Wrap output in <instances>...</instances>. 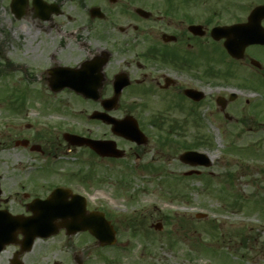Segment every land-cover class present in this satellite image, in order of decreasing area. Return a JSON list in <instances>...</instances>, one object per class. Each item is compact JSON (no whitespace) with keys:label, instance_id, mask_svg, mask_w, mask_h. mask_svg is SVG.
<instances>
[{"label":"rangeland","instance_id":"374dc122","mask_svg":"<svg viewBox=\"0 0 264 264\" xmlns=\"http://www.w3.org/2000/svg\"><path fill=\"white\" fill-rule=\"evenodd\" d=\"M161 2L153 0L146 4L147 9L161 6ZM6 5V0H0V60L3 52L7 60L2 59V64H10L0 75L4 206L12 213L28 214L26 204L32 200L23 199V192L42 196L67 184L88 198V210L107 214L118 236L108 248L88 232L58 234L46 242L40 239L34 254H51L38 264H76L77 258L84 264H264L261 129L255 125L238 128L240 125L226 120L215 102L218 94L225 93L224 83L209 77L198 81L206 94L198 109L202 118L199 127L187 125L184 131L174 133L166 124L159 130L146 123V111L137 109L133 114L142 116L139 124L148 143L138 146L120 140L124 158H100L88 147L71 146L63 138L64 132L93 137L105 134L104 126L89 118L97 103L73 93L48 94L31 79L39 64L47 61L42 49L48 43L52 44L50 50H59L62 62L70 65L99 47L94 32L82 30L85 15L70 13L60 18L65 23L61 30L72 33L67 39L72 46L60 50L56 46L60 32L54 39V32L41 37L32 22L16 20ZM79 40L89 46L78 48ZM141 100L134 96L133 101ZM153 101V112L166 111L170 120H188L181 106L171 107L156 98ZM128 104L127 98L122 100V114ZM168 137L177 144H163L162 139ZM22 139L46 152L17 145ZM178 141L191 146L202 143L198 150L211 158L212 165L192 168L182 163ZM147 164L156 167L149 169ZM191 169L200 174L185 176ZM199 213L207 216L198 217ZM10 249L0 256V264H6Z\"/></svg>","mask_w":264,"mask_h":264},{"label":"flooded vegetation","instance_id":"af4514ba","mask_svg":"<svg viewBox=\"0 0 264 264\" xmlns=\"http://www.w3.org/2000/svg\"><path fill=\"white\" fill-rule=\"evenodd\" d=\"M12 1L6 0L10 13ZM22 1L18 20L32 22L41 37L54 32V39L60 32L58 49L72 46L67 42L72 33L68 35L61 30L65 23L60 20L70 13L85 15L82 30L94 32L99 42V47L90 49L84 59L71 65L63 63L59 50H50L52 44L48 43L42 49L47 61L44 65L40 63L31 77L44 92L80 94L96 85L101 99L93 100L98 105L93 112H105L103 100L112 98L117 86L125 83L119 103L108 114L121 119L134 115L137 109L143 110L147 114L146 123L154 126L159 118L152 111L154 98L173 107H187L188 118L196 122L200 118V101L185 92L200 90L197 83L202 77L219 79L225 87L224 99L217 96L215 100L219 111L229 123L240 125L238 128L259 126V141L264 144V0H162L161 6L151 10L146 4L153 0ZM77 43L80 49L89 46L83 40ZM1 58L7 60L6 54L2 52ZM77 69L89 74L86 82L71 73ZM136 95L141 96L140 103L133 101ZM126 98L129 104L122 114V100ZM219 99H222L220 106ZM137 116L139 122L142 116ZM95 122H100L106 132L93 138L113 140L120 147L122 139L113 134L112 126ZM31 143L29 140L26 147L32 146ZM45 152L41 147L40 153ZM39 194L23 192L22 197L26 200L46 197ZM5 202V189L0 183V209L5 208ZM58 234L68 236L64 230ZM39 243L37 240L32 250L24 254L20 253V245L7 246L0 256L12 248L6 264H38L51 254L43 252L42 257L34 254Z\"/></svg>","mask_w":264,"mask_h":264},{"label":"water","instance_id":"95a60500","mask_svg":"<svg viewBox=\"0 0 264 264\" xmlns=\"http://www.w3.org/2000/svg\"><path fill=\"white\" fill-rule=\"evenodd\" d=\"M21 0H14L12 3L13 11L18 13V8L21 7ZM90 80V79H88ZM97 88L96 85L93 86ZM122 86L119 88L121 90ZM117 92L112 99L115 103L118 102L120 92ZM191 96L190 93H187ZM85 97L99 99V94L96 92H88L83 94ZM201 93L198 100L203 98ZM222 99H219V103ZM116 105V104H115ZM114 105L109 108L113 109ZM94 118L105 119L100 113H96ZM130 118V117H129ZM129 123L126 119L121 121L110 120L114 125V130L127 139L137 141L139 144L146 143V138L140 131L135 120ZM65 137L73 145H90L95 151L103 156L123 157L124 152L113 149L104 148V143L101 141H92L81 138L76 135L66 134ZM27 144V141L23 142ZM38 149V147L34 148ZM183 162L192 165H206L211 163L206 155L197 152H185L180 156ZM71 192L67 189L58 188L46 200H35L28 205V210L32 212L31 216L12 215L7 210L0 212V250L5 245L16 242L19 234L23 235L20 242L22 250L31 249L36 238H47L56 234L61 229H65L68 234H73L81 230H89L95 235L101 243L112 244L115 241V231L109 221L105 219L103 213L87 212L86 201H66L67 196ZM75 196V195H74ZM77 197V196H75ZM79 197V196H78ZM81 198V197H80Z\"/></svg>","mask_w":264,"mask_h":264},{"label":"trees","instance_id":"16d2710c","mask_svg":"<svg viewBox=\"0 0 264 264\" xmlns=\"http://www.w3.org/2000/svg\"><path fill=\"white\" fill-rule=\"evenodd\" d=\"M198 146H200V145L197 144L195 147H198ZM184 147H185V146H184Z\"/></svg>","mask_w":264,"mask_h":264}]
</instances>
